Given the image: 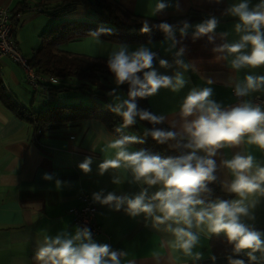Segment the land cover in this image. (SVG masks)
Segmentation results:
<instances>
[{"label":"crops","instance_id":"0c3cea01","mask_svg":"<svg viewBox=\"0 0 264 264\" xmlns=\"http://www.w3.org/2000/svg\"><path fill=\"white\" fill-rule=\"evenodd\" d=\"M111 1L131 14L147 19L200 17L188 24L183 35L181 29L184 26L173 29L172 38L166 36L143 44L119 45L86 37L61 49L108 60L121 46H126L129 53L140 47L154 52L153 70L158 75L175 76L181 73L186 81L184 87L176 92L161 88L147 97L152 112L163 115L164 123L170 130H181L180 107L193 89L211 88L210 99L225 109L244 100L252 102L255 96L264 95V90H261L238 100L233 93L236 84L243 82L245 76H264V65L235 70L231 66L233 57L213 51L225 43L238 42L244 34L235 30L239 19L226 14V9L240 0ZM161 2L166 7L158 10L157 5ZM258 3L260 0H250V7ZM0 6L20 15L15 27L16 43L22 56L19 46L25 44L24 54L29 56L23 57L30 59L41 45L40 36L52 27L53 19L42 11L39 0H0ZM213 16L218 20L216 29L209 34L213 40L210 42L208 36L194 39L196 26ZM85 19L86 10L78 8L65 21L83 22ZM180 49H184L183 54L177 57ZM218 56L222 58L217 59ZM177 59L183 64L178 65ZM161 60L167 61V64L161 66ZM184 64L188 65L187 69ZM0 77L7 94L21 107L31 106L36 94L34 108L41 111L47 107L44 101L52 98L45 91L35 93L26 83L21 69L8 59L1 62ZM71 82L76 83L74 80ZM115 139L104 124L95 120L38 134L31 124L16 117L0 101V264H37L35 253L42 246L45 236L70 238L77 229H83L69 213L71 209L81 207L83 193H87L95 205L96 223L102 229L101 234L91 235L92 240L121 252V264H193L213 257L211 240L214 235L206 230L193 229L198 234V242L192 254L186 256L182 250L172 246L175 237L165 231V225L153 226L152 219L143 213L131 216L127 212V204L117 211L114 204H101L94 199L96 194H101L103 199L109 193L132 199L148 189L147 200L161 187L136 182L131 170L123 166L101 173L100 165L107 159L115 158L116 150L108 147ZM125 147L129 152L140 150L130 144ZM237 153L252 155L255 162L264 167V152L255 145H249L247 137L238 147L219 149L213 157L217 164L214 175L224 193L227 192L223 185L230 183L233 177L222 162L232 159ZM198 154L204 155L202 151ZM86 159L91 160L88 172L80 168ZM45 176L51 178L45 179ZM117 180L119 183L114 182ZM237 198L234 195L233 199ZM258 200L251 210L255 219L249 223L264 231V197ZM240 256L246 257L243 254Z\"/></svg>","mask_w":264,"mask_h":264},{"label":"clouds","instance_id":"9594fccd","mask_svg":"<svg viewBox=\"0 0 264 264\" xmlns=\"http://www.w3.org/2000/svg\"><path fill=\"white\" fill-rule=\"evenodd\" d=\"M165 7L163 2L157 5L158 10ZM226 14L239 19L235 30L244 34L238 42L225 43L213 51L233 57L231 66L235 70L244 67L255 69L264 65V0L253 7H250V0H240L227 8ZM217 24V18L210 17L196 26L193 38L208 36L211 42L213 37L209 34L214 32ZM188 27L185 23L181 35ZM160 28L172 38L171 25L162 23ZM143 31H148L147 25ZM183 51L180 49L176 53L177 57ZM155 55L146 47L129 53L126 46H121L119 51L111 55L107 67L116 83L129 85V98L111 110L122 117L123 127L134 125L139 117L140 121L153 126L145 134L150 135L157 144L175 141L170 145L173 150L190 151L162 159L143 149L129 152L125 146L135 142V138L115 139L108 145L116 150L115 158L107 159L100 165L101 173L109 168L118 169L123 166L131 170L136 182L142 181L149 187H161L147 200L148 189L142 190L132 199L117 197L113 193L103 199L101 194H96L94 199L101 204H114L117 211L127 204V212L131 216L143 213L152 219L153 226L165 225V231L175 237L172 246L182 250L186 256L192 254L198 242V234L193 231L195 228L215 236L223 234L235 255L243 254L249 264H264V231L257 230L254 224L249 223L255 219L251 210L259 202L258 198L264 197V167L256 163L250 154H235L232 159L222 162L233 177L223 187L227 193L238 198L211 202H206L204 198L205 194H212L208 185L217 179L214 175L217 164L213 157L219 149L238 147L247 137L249 145H255L264 152V109L247 100L228 109L222 108L210 99L213 90L205 87L193 89L185 97L180 107V131L155 127L163 124L165 117L148 110H138L137 98L153 96L161 88L176 92L186 83L181 73L175 76L158 75L153 70ZM176 63L181 65L183 61L177 59ZM160 64L165 66L167 61L161 60ZM183 66L185 69L188 67L186 64ZM138 73H143L142 79ZM261 90H264V76L247 75L243 82L236 84L234 94L247 97ZM201 151L204 155L198 154ZM90 163L91 160L86 159L80 168L88 172ZM114 182L119 183L118 180ZM121 255V252L111 249L108 244L94 242L90 230L83 228L77 229L70 238L61 235L54 238L45 236L42 246L35 253V260L37 264H121ZM229 264H245V260L230 259Z\"/></svg>","mask_w":264,"mask_h":264},{"label":"trees","instance_id":"16d2710c","mask_svg":"<svg viewBox=\"0 0 264 264\" xmlns=\"http://www.w3.org/2000/svg\"><path fill=\"white\" fill-rule=\"evenodd\" d=\"M42 11L53 19L52 27L40 36L41 45L34 51L29 63L38 74L54 79L55 84H42L39 91L47 92L52 98L62 93L76 91L88 96V105H59L52 98L44 104L46 109L37 111L34 108L35 96L31 106L21 107L20 104L6 92L0 77V101L16 117L31 124L35 131L41 133L58 130L65 126H75L83 122L95 120L104 124L109 133L116 139L129 137L135 138V142L129 143L138 149H143L151 155L160 156L162 159L179 156L186 149L173 150L168 144H157L146 131L153 126L146 121L136 118L134 125L123 127L122 117L116 115L111 109L127 100L129 85H118L114 75L107 67L108 59L88 57L85 55L72 54L61 50L69 43L80 41L86 37H96L100 40L119 44L133 45L143 44L162 39L167 35L160 28L162 23L172 26V30L190 24L199 16H187L186 18H167L153 20L139 17L126 11L111 0H39ZM78 8L86 10V19L83 22H68L66 17L74 13ZM145 25L148 31H143ZM143 78V73H138ZM76 81L73 84L71 81ZM71 82L70 84L60 82ZM38 91V92H39ZM37 93V92H35ZM138 110L152 112L147 97L137 98ZM153 113V112H152ZM155 127L170 130L165 124ZM212 194H205L206 202L217 199H233L234 194L222 192L219 183L208 185ZM211 249L213 257L209 260L197 261L193 264H229L230 259H244L233 253L223 234L213 236Z\"/></svg>","mask_w":264,"mask_h":264},{"label":"built area","instance_id":"2783aa9c","mask_svg":"<svg viewBox=\"0 0 264 264\" xmlns=\"http://www.w3.org/2000/svg\"><path fill=\"white\" fill-rule=\"evenodd\" d=\"M20 15L13 14L8 7L0 6V73L1 62L5 59L10 60L18 66L25 78L26 83L34 91L38 92L42 84H55L54 79H47L36 72L28 59L24 58L16 43L15 27ZM234 93V92H233ZM235 95V94H234ZM235 97L241 100L243 97ZM253 104L260 105L264 109V95L255 96L252 99ZM41 134L40 131L37 132ZM81 207L70 210L77 225L90 230L92 236L102 233L101 227L96 223V207L87 193L80 197Z\"/></svg>","mask_w":264,"mask_h":264},{"label":"rangeland","instance_id":"374dc122","mask_svg":"<svg viewBox=\"0 0 264 264\" xmlns=\"http://www.w3.org/2000/svg\"><path fill=\"white\" fill-rule=\"evenodd\" d=\"M42 42V41H41ZM40 42V44H41ZM39 44V45H40ZM21 49V52H23V56L28 58L29 55L24 54V48H25V44L24 45H20L19 46ZM55 103L59 104V105H85V104H89L90 103V99L85 96L83 93L80 94L76 91H70V92H64L62 94H60L59 96H57L54 100Z\"/></svg>","mask_w":264,"mask_h":264}]
</instances>
